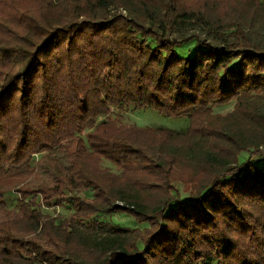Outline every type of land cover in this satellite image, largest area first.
<instances>
[{"label":"trees","instance_id":"obj_1","mask_svg":"<svg viewBox=\"0 0 264 264\" xmlns=\"http://www.w3.org/2000/svg\"><path fill=\"white\" fill-rule=\"evenodd\" d=\"M53 2L0 0V264H264V0Z\"/></svg>","mask_w":264,"mask_h":264},{"label":"rangeland","instance_id":"obj_2","mask_svg":"<svg viewBox=\"0 0 264 264\" xmlns=\"http://www.w3.org/2000/svg\"><path fill=\"white\" fill-rule=\"evenodd\" d=\"M53 6L49 7L52 8L50 10L51 16L53 19H57L61 17L60 20L64 19L69 13L72 12V10L69 11H63L62 5L67 6V5H72V8L75 6L74 3L69 0H54ZM44 0H32L33 3V10L38 12L39 9H41V5L43 4ZM54 7V8H53ZM82 6H76L75 11L81 12ZM196 49V44L195 40H192L188 42L187 44L183 45L182 47L178 48V51L184 56L191 55L195 52ZM233 102H230L228 104L224 105H219V107H214L213 111L215 113H227L233 109ZM115 116H120L122 121L127 123V124H139L141 126H153V127H159V128H170L173 130H185L188 128L190 125L189 123V118L185 116H176V117H170L167 116L163 113H159L156 110H153L149 107L147 108H135L133 105L132 106H123V107H118V109L113 110ZM263 154H259L257 156L258 162H261L264 160ZM247 153L244 152L243 154L240 155L239 161H243L247 158ZM102 167H107L109 169H112L115 172H118L117 168H115L111 163H109L107 160L102 162ZM178 188L180 192V197L182 200H187L191 197L188 191H186L183 188V184L178 183ZM86 195L90 196V192L87 191L85 193ZM40 200V199H39ZM6 201L8 202V206L10 208L16 207L15 205L17 204L16 200V195L14 192H8L6 194ZM41 204V210L43 214L48 216L47 218L49 219L50 217H56L57 219H63L67 215H69L70 210H71V204L69 202L63 203V205H57V204H47L43 200H40ZM176 203L172 202L171 206H175ZM100 220H109L111 223L116 224L118 226H126V227H131V228H136V227H144L145 224L139 223L133 219L132 216L128 215L127 213L121 212V213H113V214H103V216H99Z\"/></svg>","mask_w":264,"mask_h":264}]
</instances>
